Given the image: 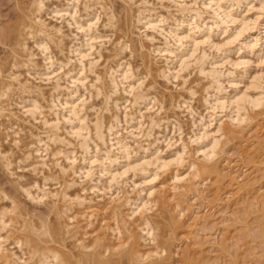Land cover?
Returning <instances> with one entry per match:
<instances>
[{"label":"clouds","instance_id":"clouds-1","mask_svg":"<svg viewBox=\"0 0 264 264\" xmlns=\"http://www.w3.org/2000/svg\"><path fill=\"white\" fill-rule=\"evenodd\" d=\"M0 264H264V0H0Z\"/></svg>","mask_w":264,"mask_h":264}]
</instances>
